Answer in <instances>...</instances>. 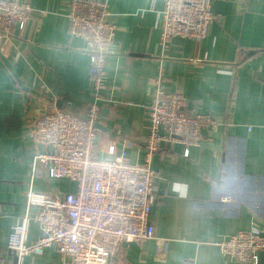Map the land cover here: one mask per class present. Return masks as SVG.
I'll return each mask as SVG.
<instances>
[{
	"label": "crops",
	"instance_id": "crops-1",
	"mask_svg": "<svg viewBox=\"0 0 264 264\" xmlns=\"http://www.w3.org/2000/svg\"><path fill=\"white\" fill-rule=\"evenodd\" d=\"M34 10L21 29L0 43V257L11 227L24 212V192L62 195L68 180L36 174L29 132L48 104L84 116L93 94L91 56L69 35L67 0H17ZM115 25L104 64V86L95 122L94 156L125 152L142 162L148 134L146 107L160 77L165 92L183 94L187 108L209 114L217 126L184 156L180 144H162L150 166L156 175L151 208L155 236L168 240L164 258L153 241L129 244L109 264H241L218 244L240 231L264 238V0H211L220 18L199 42L173 38L159 44L162 0H102ZM8 62V65L4 61ZM95 127V126H94ZM111 148L112 151H111ZM39 235L32 224L27 243ZM23 264H61L54 248ZM264 264V252L258 263Z\"/></svg>",
	"mask_w": 264,
	"mask_h": 264
},
{
	"label": "built area",
	"instance_id": "built-area-1",
	"mask_svg": "<svg viewBox=\"0 0 264 264\" xmlns=\"http://www.w3.org/2000/svg\"><path fill=\"white\" fill-rule=\"evenodd\" d=\"M162 1V49L176 37L203 40L209 25L220 18L212 12L211 0ZM33 14L28 3L0 0V43L13 28H23ZM110 15L102 0H67L69 35L81 39L84 52L91 56L93 101L84 116L46 105L28 134L34 149L30 182L40 173L49 179L68 180L74 190L57 195L35 191L30 185L24 192V212L8 235L6 250L11 257H0V264H23L27 256H41L47 248L57 251L61 264H109L124 246L148 241H153L156 258L166 255L168 240L155 236L151 222L156 199L152 156L162 144H180L187 156L190 147L201 145L202 131L215 129L217 124L209 114L190 111L182 93L165 92L157 77L146 107L148 134L143 161L132 163L125 152L110 160L94 156V124L100 110L104 64L115 32ZM32 224L37 225L39 235L28 244ZM218 246L223 256L234 262L257 264L258 254L264 252V238L257 229H251L230 236ZM182 262L195 264L189 257Z\"/></svg>",
	"mask_w": 264,
	"mask_h": 264
},
{
	"label": "water",
	"instance_id": "water-1",
	"mask_svg": "<svg viewBox=\"0 0 264 264\" xmlns=\"http://www.w3.org/2000/svg\"><path fill=\"white\" fill-rule=\"evenodd\" d=\"M6 65H8V62L5 60L4 61ZM95 128H98L97 124H94Z\"/></svg>",
	"mask_w": 264,
	"mask_h": 264
}]
</instances>
